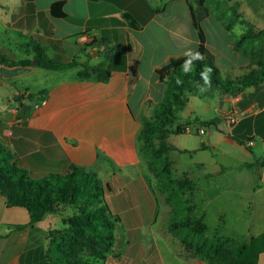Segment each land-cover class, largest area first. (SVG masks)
<instances>
[{
    "label": "crops",
    "instance_id": "1",
    "mask_svg": "<svg viewBox=\"0 0 264 264\" xmlns=\"http://www.w3.org/2000/svg\"><path fill=\"white\" fill-rule=\"evenodd\" d=\"M61 1L65 17L52 12ZM193 15L222 72L238 77L256 67L234 43L249 26L264 30V0H0V59L29 62L0 61V143L35 176L63 174L69 163L97 173L121 218L119 257L105 264H205L169 232L165 196L138 152L142 118L164 97L157 71L199 48ZM43 56L65 67L44 68L37 61ZM100 64L110 70L108 82L80 76L86 65ZM40 93L39 102L28 98ZM184 109L194 140L176 147L198 154L199 213L206 223L210 214L225 223L228 205H237L245 225L231 226L229 236H259L264 167L248 165L264 157V83L218 99L189 94ZM231 111L234 123L226 118ZM202 122L212 123L206 135L198 132ZM231 179L240 182H223ZM230 193L234 198L224 200ZM64 217L32 224L24 208L8 207L0 195V264H48L52 232Z\"/></svg>",
    "mask_w": 264,
    "mask_h": 264
},
{
    "label": "trees",
    "instance_id": "2",
    "mask_svg": "<svg viewBox=\"0 0 264 264\" xmlns=\"http://www.w3.org/2000/svg\"><path fill=\"white\" fill-rule=\"evenodd\" d=\"M63 5L61 1L52 6L54 15L66 16ZM193 21L200 40L196 52L203 59L192 60L187 72L182 67L190 59L187 56L173 58L157 71L165 85L164 97L151 117L142 118L138 152L171 207L169 232L190 256L205 264H258L260 255L264 253V232L249 239L233 238L218 231L208 235L209 226L204 216L197 213L199 208L193 201L197 182L187 173L180 176L174 174L169 154L171 151H184L170 143L169 138L186 134L189 122L180 123L179 112L187 105L189 94L206 96L215 89L223 94L238 95L264 83V30L255 31L249 26L235 41L236 49L250 54L256 67L251 66L240 76L232 77L223 74L217 66L214 54L205 44L204 31L194 15ZM0 61L8 65L29 64L28 61ZM37 61L47 69L65 67L47 56L37 58ZM205 67L212 69L208 74L210 84H206L201 76ZM94 75L105 83L109 81L110 70L100 64L96 67L86 65L80 72L82 78ZM178 80L180 83H177ZM42 96L40 93L28 95V98L39 102ZM201 124L212 125L210 122ZM0 157L3 160L0 161V195L5 198L8 207L24 208L32 224L50 214L70 212L63 218L64 227L52 232L48 264H105L108 258L119 257L121 245L115 248V244L121 218L110 208L104 183L97 173L69 163L63 174L35 176L18 165L14 155L1 143ZM248 166L264 167V157Z\"/></svg>",
    "mask_w": 264,
    "mask_h": 264
},
{
    "label": "rangeland",
    "instance_id": "3",
    "mask_svg": "<svg viewBox=\"0 0 264 264\" xmlns=\"http://www.w3.org/2000/svg\"><path fill=\"white\" fill-rule=\"evenodd\" d=\"M228 23L229 21L226 20ZM219 67V66H218ZM223 74H226L224 72H222ZM208 88H211L210 86H208ZM211 95H207L206 94V98L207 100H210L212 98H215V99H218L219 95H220V92L218 90H211ZM179 116H180V120L182 122H186V119L185 117H187V112L185 109H183L182 111L179 112ZM194 136H190L188 134H181V135H172L170 136L169 138V142L172 143L174 146L179 145V146H185L186 143L190 144L192 140H194L193 138ZM178 148V147H177ZM169 159L175 163V166H174V174L176 176H180L183 172H188L189 176L191 177H196L200 174V170L196 167L193 166L192 162L196 159H198V154H190V152H187V151H179V150H176V151H171L170 154H169ZM0 161L3 162L2 158L0 157ZM225 184L226 183H238L240 181L238 180H234V179H231V180H225L223 181ZM241 182H243V185L248 183L247 180L245 178H243L241 180ZM250 182V181H249ZM162 194V193H161ZM163 196V194H162ZM164 197V196H163ZM234 196L232 193L229 194H225L223 196V199H233ZM235 200H236V197H235ZM163 203L165 205V208L167 209L168 213L171 211V207L165 203L164 199H163ZM161 201H160V208H161ZM232 207V208H231ZM228 211L229 213L227 214V217L225 220V223L223 222V220H221L220 222H218L217 220H215V216L214 214L211 215L208 217V220H207V224L209 226V231H208V235H213L215 232H220L226 236H229V233L227 230L231 231V226L235 225V224H238L239 226V229L242 230L244 228V225H245V221H246V218L242 216L241 212H240V209L237 207V205H235V207L233 205H228ZM70 214V212H64V214ZM199 214V211L197 212ZM216 213V212H215ZM226 227H225V226ZM218 226L222 227V228H218ZM120 227V226H119ZM224 227V229H223ZM230 237H233V238H238V237H235L234 235H231Z\"/></svg>",
    "mask_w": 264,
    "mask_h": 264
},
{
    "label": "clouds",
    "instance_id": "4",
    "mask_svg": "<svg viewBox=\"0 0 264 264\" xmlns=\"http://www.w3.org/2000/svg\"><path fill=\"white\" fill-rule=\"evenodd\" d=\"M185 56L190 57V59L186 60L184 65H182L183 69L185 72L188 71V67L191 64L192 60H199V59H203V56L199 53H193L191 50H188L184 53ZM212 71L211 68L205 67V69L203 70V72L201 73L202 78L205 80L206 84H210V80L208 78V74ZM177 83H180V81L178 80Z\"/></svg>",
    "mask_w": 264,
    "mask_h": 264
},
{
    "label": "built area",
    "instance_id": "5",
    "mask_svg": "<svg viewBox=\"0 0 264 264\" xmlns=\"http://www.w3.org/2000/svg\"><path fill=\"white\" fill-rule=\"evenodd\" d=\"M226 118L228 119V121L230 123H234L237 119V115L235 114L234 111H231L227 114ZM208 131H209V127L207 126H201L198 128V132L201 134V135H206L208 134ZM249 144H251V142H249Z\"/></svg>",
    "mask_w": 264,
    "mask_h": 264
},
{
    "label": "water",
    "instance_id": "6",
    "mask_svg": "<svg viewBox=\"0 0 264 264\" xmlns=\"http://www.w3.org/2000/svg\"><path fill=\"white\" fill-rule=\"evenodd\" d=\"M117 245H118V240H117V242H116V244H115V248H117Z\"/></svg>",
    "mask_w": 264,
    "mask_h": 264
}]
</instances>
